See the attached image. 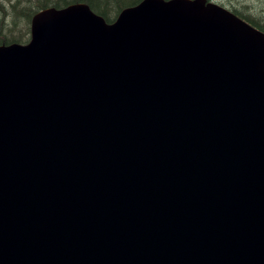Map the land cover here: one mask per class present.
Returning a JSON list of instances; mask_svg holds the SVG:
<instances>
[{
	"label": "water",
	"instance_id": "95a60500",
	"mask_svg": "<svg viewBox=\"0 0 264 264\" xmlns=\"http://www.w3.org/2000/svg\"><path fill=\"white\" fill-rule=\"evenodd\" d=\"M0 264H264V32L208 0L38 12L0 46Z\"/></svg>",
	"mask_w": 264,
	"mask_h": 264
},
{
	"label": "trees",
	"instance_id": "16d2710c",
	"mask_svg": "<svg viewBox=\"0 0 264 264\" xmlns=\"http://www.w3.org/2000/svg\"><path fill=\"white\" fill-rule=\"evenodd\" d=\"M144 0H0V46L27 45L31 41L32 19L45 9L87 5L106 23L113 24L127 8ZM230 10L264 32V0H209Z\"/></svg>",
	"mask_w": 264,
	"mask_h": 264
}]
</instances>
